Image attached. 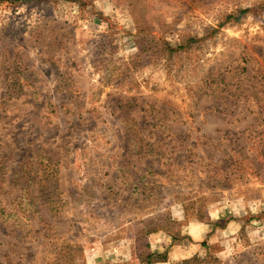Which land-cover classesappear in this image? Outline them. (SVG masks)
I'll return each instance as SVG.
<instances>
[{
  "label": "rangeland",
  "instance_id": "obj_1",
  "mask_svg": "<svg viewBox=\"0 0 264 264\" xmlns=\"http://www.w3.org/2000/svg\"><path fill=\"white\" fill-rule=\"evenodd\" d=\"M187 262L264 264V0H0V264Z\"/></svg>",
  "mask_w": 264,
  "mask_h": 264
},
{
  "label": "trees",
  "instance_id": "obj_2",
  "mask_svg": "<svg viewBox=\"0 0 264 264\" xmlns=\"http://www.w3.org/2000/svg\"><path fill=\"white\" fill-rule=\"evenodd\" d=\"M153 256H154V254H152V255L150 256L149 263H151ZM190 262H193V261H190ZM190 262H187V264H190Z\"/></svg>",
  "mask_w": 264,
  "mask_h": 264
}]
</instances>
